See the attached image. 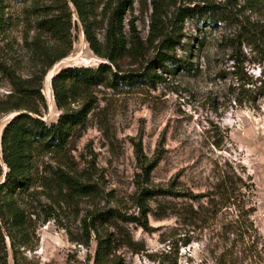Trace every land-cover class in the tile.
I'll return each instance as SVG.
<instances>
[{
    "label": "rangeland",
    "instance_id": "rangeland-1",
    "mask_svg": "<svg viewBox=\"0 0 264 264\" xmlns=\"http://www.w3.org/2000/svg\"><path fill=\"white\" fill-rule=\"evenodd\" d=\"M43 1L54 5L60 2ZM174 1L176 6L166 9L168 18L180 6H193L189 0ZM205 1L213 5L228 2L234 6L238 3L237 8L246 3L245 0ZM23 2L8 0L9 24L7 31L0 35V45L6 46L3 53L14 61L18 72L29 76L39 68L40 62L30 48L35 34L34 22L25 14ZM70 7L73 14L72 52L55 63L48 73L59 72L68 66L97 67L105 61L89 47L75 9L72 4ZM220 9L219 14L191 15L184 21L183 39L176 47V54L181 60L191 61L194 66L191 72L181 67L170 72L172 67L167 66L168 72L159 71L162 78L154 88L145 85L94 88L97 102L86 125L71 139L65 161L69 169L74 168L85 181L97 186L96 196L62 200L61 207L54 204L47 196L50 190L46 188V181H51L52 167L62 162L50 154L38 158L33 186L23 195L28 211L35 213L37 237L34 250L25 251L27 262L24 264H85L89 256L92 263L97 248L96 236L91 230L90 246L82 244L86 239L83 219L87 217L90 221L94 212L110 207L127 215L138 212L130 201L136 181H142L144 175L136 153L138 147L146 157V164L158 160L150 184L170 189L174 195L159 197L169 217L156 219L150 215L152 230L127 221H119V227L115 224L100 227L101 234L104 229L114 234L112 253L115 258L123 264H218L216 258L225 251L227 257L234 253V257L242 261L240 264H264V259L253 263L251 259H243L244 253H238L241 249L244 251L249 236L242 241L236 230L225 233L227 223L237 218V207L228 204L220 208L217 193V196L194 198L219 191L217 184L224 176L233 181L234 186L236 181H242L244 210L254 209L250 221H254V227L264 239V89L257 94L254 87L250 90L247 87L244 105L235 103L238 90L232 85V76L226 75L231 69L230 51L221 39L234 33L236 24L232 11L224 13V8ZM152 11V0H135L126 15V23L135 20L137 33L144 41L149 34ZM241 15L264 22V0L253 12L247 9ZM129 30L126 25L128 38ZM97 33L103 40L104 29L98 28ZM43 39L51 40L46 34ZM156 51L157 48L148 47L146 59L135 60L130 55L120 59L122 74L140 69L141 63H147ZM248 68L258 76L257 66L251 64ZM9 92L11 86L0 72V97ZM251 95L252 98H248ZM47 101L44 118L48 122L56 121L59 111L54 95L52 106ZM12 114L14 112L0 118V128L4 124L0 132V154L2 133ZM0 162L2 183L8 168L1 159ZM214 197L215 201L211 202ZM151 202L157 205L156 200ZM50 206L54 207L55 217L46 221ZM192 210L200 212V219L191 217ZM163 213L158 211L159 215ZM185 234L190 238L188 245L174 243ZM7 245L9 264H14L8 239ZM227 259L230 264L231 258Z\"/></svg>",
    "mask_w": 264,
    "mask_h": 264
},
{
    "label": "trees",
    "instance_id": "trees-1",
    "mask_svg": "<svg viewBox=\"0 0 264 264\" xmlns=\"http://www.w3.org/2000/svg\"><path fill=\"white\" fill-rule=\"evenodd\" d=\"M21 1L25 4V14L33 18L35 34L30 42V48L35 52L40 63L35 72L24 76L18 72L14 61L3 53L6 46L0 45V72L11 86V92L5 97H0V118L7 113L19 112L7 123L1 139L2 157L8 170L5 180L0 183V264H9L7 239L10 242L14 264L27 262L25 251L34 250L36 246L37 237L33 219L35 213L28 211L23 195L33 186L37 160L40 156L50 154L62 162L61 165L52 167L51 181H46L48 183L46 188L50 190L47 196L53 199L54 204L61 207L62 200L75 201L87 195L96 196L98 193L96 185L91 181H85V178L74 168L69 169L65 161L69 155L71 139L86 125L97 102L94 88L101 85L112 89L128 85H145L154 88L162 78V73L159 71L168 72L167 66L172 67L169 69L170 72L180 67L188 72L192 71L194 66L191 61L181 60L176 54V47L183 39L184 21L188 16L209 12L219 14L220 7L224 8L222 10L224 13L232 11L236 24L235 32L224 35L221 40L225 43V48L230 51L228 58L232 63L226 75L232 76V85L238 90L234 101L244 105L243 96L247 87L249 90L254 87L256 92L258 91L257 94L264 89V22L241 15L247 9L253 12L261 0H245V5H240L239 8H237L238 3L234 6L228 2L213 5L205 0H189V4L193 6L178 7L169 18L166 9L171 5L176 6V2L152 0L153 11L146 41L137 33L135 20L126 23L127 12L133 8L135 0H60L57 5L43 0ZM71 4L83 26L89 47L105 61L97 67L68 66L54 75L52 89L59 116L56 121L48 122L44 120L48 101L43 92V84L48 71L55 63L65 59L72 52ZM8 7V0H0V35L7 31ZM126 25L130 29V38L125 31ZM98 28H103L105 31L103 40L98 36ZM44 34L49 35L51 40L45 41ZM148 47L157 48L153 58L147 63H141L140 69L122 74L120 59L129 55L135 60L143 59L146 57ZM251 64L258 67V76L250 72L248 65ZM226 75L223 77L226 78ZM253 100H256V94ZM136 153L144 175L142 181H136V189L130 196V201L138 212L127 215L116 207H110L94 212L90 221L87 217L84 218L86 239L82 244L86 247L90 246L91 230L95 232L97 243L92 263L89 256L85 264H123V261L115 258L112 253L114 234L107 233L105 229L104 234H101L99 231L101 226L115 224L119 227V221H127L134 222L146 230H152L150 215H154L156 219L169 217L165 211V204L158 199L172 196L174 191L150 184V176L158 160L146 164V157L141 147L136 149ZM0 172H3L1 165ZM227 179L228 177L224 176L217 184L219 191L194 198L217 196L215 194L217 193L220 195L218 203L220 208L227 207L228 204L237 207L239 212L237 218L227 223L225 233H235L236 230L237 237L242 241L249 236L250 243L248 242L244 251L241 249L238 253L245 254L243 259H251L253 263H257L264 259V239L257 227H254V221H250L254 209L244 210L245 201L242 199L244 193L241 190L244 186L243 182L236 181L234 186V182ZM227 181L230 184L229 189L226 186ZM53 190H56V193H53ZM152 200H156V206L153 205ZM210 201L214 202L215 197ZM50 209L46 212V221L55 217L54 207L50 206ZM159 210L164 213L159 215ZM191 217L195 220L200 219V212L192 210ZM251 229H253L252 234ZM178 240L174 243L179 242L184 246L190 243V238L186 234L180 236ZM170 250H172L171 246ZM227 256L225 251L222 252L220 258H216L217 263L227 264V258H231L230 264L242 262L238 261V257H234V253L230 257Z\"/></svg>",
    "mask_w": 264,
    "mask_h": 264
},
{
    "label": "bare ground",
    "instance_id": "bare-ground-1",
    "mask_svg": "<svg viewBox=\"0 0 264 264\" xmlns=\"http://www.w3.org/2000/svg\"><path fill=\"white\" fill-rule=\"evenodd\" d=\"M56 70V69H55ZM54 73V70L53 71H51L50 73H49V80H48V84H47V87H46V89H45V94H46V96H47V98H48V100H49V102H50V105L52 106L53 105V91H52V89L50 88V75H52ZM48 89V90H47ZM15 113V112H14ZM13 115V114H12ZM4 125V124H3ZM2 125V127L0 128V132L2 131V129H3V126ZM0 159H1V154H0Z\"/></svg>",
    "mask_w": 264,
    "mask_h": 264
},
{
    "label": "water",
    "instance_id": "water-1",
    "mask_svg": "<svg viewBox=\"0 0 264 264\" xmlns=\"http://www.w3.org/2000/svg\"><path fill=\"white\" fill-rule=\"evenodd\" d=\"M58 71H55L52 75H50L51 77H50V85H51V89H52V79H53V77H54V75L57 73ZM48 80H49V73L46 75V77H45V79H44V94H45V89H46V87H47V84H48ZM52 91H53V89H52ZM53 95H54V93H53ZM45 96H46V94H45ZM47 98V97H46ZM48 99V98H47ZM50 103V102H49ZM19 112H17V113H14L13 115H12V117L11 118H13L16 114H18ZM44 120H46L45 118H44ZM9 122V121H8ZM6 126V125H5ZM1 139H2V137H1ZM1 161H2V163H4V161H3V157H2V154H1ZM1 163V162H0ZM5 165V164H4ZM6 166V165H5ZM7 167V166H6ZM6 172H7V170H6ZM6 172H5V174H6ZM4 180H5V175H4ZM3 182V181H2Z\"/></svg>",
    "mask_w": 264,
    "mask_h": 264
}]
</instances>
